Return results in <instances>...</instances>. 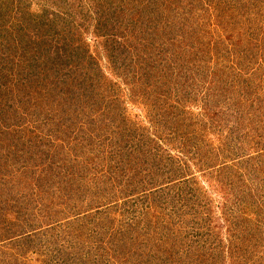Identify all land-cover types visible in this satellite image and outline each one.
Wrapping results in <instances>:
<instances>
[{"label": "trees", "instance_id": "trees-1", "mask_svg": "<svg viewBox=\"0 0 264 264\" xmlns=\"http://www.w3.org/2000/svg\"><path fill=\"white\" fill-rule=\"evenodd\" d=\"M32 4L0 0V264H208L199 251L206 219H186L195 204L184 211L188 200L206 194L185 175L200 145L194 141L187 155L185 143L197 139L196 125L184 126L177 109L159 104L158 97L171 96V81L181 89L189 84L183 72L168 74L181 69L177 62L187 58L192 66L202 57L217 69L228 65L233 82L244 70L249 80L238 82L251 101L254 76L264 78V0H40L37 11ZM84 34L100 46L110 76ZM205 68L204 74L215 71ZM106 77H112L107 88ZM140 77L147 84L139 91L165 120L156 135L144 130L136 140L132 122L119 110V81ZM159 79L162 94L150 89ZM213 101L219 104L218 97ZM233 116L231 109L215 111L205 128L225 123L227 129ZM255 126L249 133L232 123L227 142L235 151L245 142L254 148L262 130ZM103 153L111 166L89 183L83 173L94 163L80 156ZM117 155L124 165L113 163ZM243 156L253 176L255 167L264 168L263 154ZM83 194L91 195L88 204ZM250 194L247 185L243 195ZM136 196L139 206L117 224L111 213ZM205 205L200 200L197 207ZM248 205L257 206L252 200ZM221 241L214 236L217 250ZM219 254L226 255L218 250L210 264L221 263Z\"/></svg>", "mask_w": 264, "mask_h": 264}, {"label": "rangeland", "instance_id": "rangeland-1", "mask_svg": "<svg viewBox=\"0 0 264 264\" xmlns=\"http://www.w3.org/2000/svg\"><path fill=\"white\" fill-rule=\"evenodd\" d=\"M32 3L33 11H37L38 7L41 6L40 0H32ZM84 39L87 41V45H90L91 51L96 54V57L103 66V72L110 76V72L107 69V60L100 51V46L96 44L94 38L89 34H84ZM160 58H162L161 55ZM208 60L209 59L205 58L202 59L201 57L199 62L192 66L188 65L191 60L187 58L183 59L182 62H177L178 66L181 64L179 66L181 69L176 70L174 74L172 71H169L168 74H172L173 76L183 72V74L187 75L190 79L188 81L189 84L186 87L181 86L183 87V89H181L180 85L175 86L171 81L169 82L171 85L169 88L172 90L171 96L164 94L166 98L163 97L164 95L158 97L159 100L163 101H160L159 104L167 108L169 107V109H171V107L177 109L179 112V119L183 120L180 122L185 123L184 126L187 127L189 124L196 125L195 132L197 139L192 140L193 137H188L190 141L185 143V151H187V147V155L189 156L196 148L197 153L192 157L193 159H190V171L186 172L185 175L186 178L192 180L190 184L191 187L202 189L206 194L204 197H201L202 199L196 198L188 200V204L184 207V211L189 210L193 204H195V208L186 212V219H206L200 230V232H203V236L202 240H200L202 248H200L199 251L202 254L206 253V255H208L203 257L205 259L207 258L208 264L213 260L212 257L218 250L226 254L224 256L219 254L218 257L219 260H221L220 264H264V260L261 259V255H264V168H262V165L255 167L259 173L253 176L249 170L244 168L245 162L243 161L245 160L243 156L245 154L256 155L259 153L264 156V147L262 146L264 140L262 141V137L260 136L264 131V121L260 119L261 115L264 114V90L260 88L261 83L263 84L262 87H264V78L260 75L254 76L256 77V82L252 84L255 92L251 95L250 101L245 95V84L238 82L239 79L249 80L244 74V70L240 71L238 77L234 79L233 82V80H231V78H233V70L226 68L228 65L217 62L218 64H223L220 66L221 69H217L215 66H210ZM212 67L215 68L214 72L210 71ZM204 68L210 69V73L204 74L202 72ZM140 75L141 74H139V76ZM106 78L108 81L105 84V88L110 86L109 78L112 77ZM144 79H141V77L140 79L138 78V80L131 79V84H127L126 79H121L119 81L122 82V84L120 83V88H123L122 91L119 92L120 97L123 99V104L120 106L119 110L123 111L122 114L125 119L127 117L129 121L132 122V128L134 132H136V136H134L136 140L142 138L144 130H149L150 134L156 135L155 131L158 127H164L163 122L165 120L163 118H157V110H159V108L154 109L152 107L153 101L139 91L141 84L143 87L147 84ZM161 81L162 79H159L157 84L155 81L154 83H150V89L154 90L156 93L162 94L163 91L161 88L164 85L161 84ZM136 85L138 86L135 89ZM257 87L260 89L257 90ZM247 88L251 90L249 86H247ZM187 93H189L190 96ZM106 94L113 95V92L108 89ZM183 97L186 98V102H184ZM217 97L219 100L217 103L219 104H215L213 101L217 100ZM179 98H181L180 102H178ZM236 104L239 106L240 110L235 108ZM230 109L234 112V116L230 119L232 122H228L226 126L227 129L223 128L225 123L214 124L213 127L207 126L205 128V122L215 111L228 112ZM115 110L118 111V109ZM232 123L233 127L237 125L239 129H243L249 133L256 127L255 125L259 126L262 130L260 132L258 131L257 134H260L259 142H261V144L251 148L248 144H245V142L244 144H240L235 151L233 144L227 142V130L232 127ZM32 126L36 127L33 124ZM39 127L40 126L37 127L38 130H40ZM262 136L264 137V133ZM196 140H200V145H195V148L192 150L191 148L194 147V141ZM222 143L225 144L224 148L219 147ZM169 148L172 149L174 147L171 145ZM242 152H245V154ZM87 154H82L83 156L80 157L81 159H86V162L91 160L92 163H94L93 169H88L86 173H83L84 178L91 183V180L94 181V178L98 177V179H100L101 174L107 172V168L111 166L109 165L111 163L109 162V153H103L100 156L95 154L94 157H90ZM174 154H177V152L174 151ZM239 158V164L236 166L234 160H238ZM114 162H116L118 166L124 165V161L120 155H117L113 163ZM252 167L254 166H251V168ZM233 168L237 174H242L244 176L243 181L247 182V185L250 186L251 189L250 195H243L247 185H242L240 183L242 178L239 179L240 177L238 178L232 171L230 172ZM118 174H120V172H118ZM121 187L127 190L128 185L123 184ZM88 195L89 194H83L82 200L86 201L82 202L88 204L87 201H89L91 196L89 195L88 199ZM123 197L120 196L119 198L121 199ZM242 197H244V201H242ZM138 200V196L131 197L127 199V206H122L120 207V211L111 213L112 218L118 220L117 224L124 225V216H128V213L133 212L139 206L140 202L135 205V202H138ZM200 200L202 204H207L204 209L197 207V205L200 204ZM251 200L256 203L257 206H249L248 204H250ZM176 201L177 197H175V202ZM58 206L59 205L53 206L51 211L54 210V212H57ZM155 210L154 208L150 210L151 214H154L156 212ZM46 211L49 212L50 209H46ZM257 211H260L261 214L257 215ZM225 212L227 215H225ZM117 213L119 214L120 220L118 219ZM211 232L213 236L211 235L210 238H207V235H210ZM215 235H219L221 238L222 241L220 244L223 249L220 245V249L218 250L216 246H213L212 241L214 242ZM205 247L206 249L204 250L203 248ZM32 258L34 261L36 260L34 256H32Z\"/></svg>", "mask_w": 264, "mask_h": 264}]
</instances>
